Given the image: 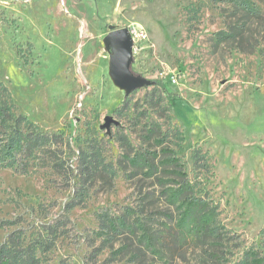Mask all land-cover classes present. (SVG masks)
Here are the masks:
<instances>
[{"label": "rangeland", "instance_id": "rangeland-1", "mask_svg": "<svg viewBox=\"0 0 264 264\" xmlns=\"http://www.w3.org/2000/svg\"><path fill=\"white\" fill-rule=\"evenodd\" d=\"M244 1L0 0V83L16 113L44 132L98 138L114 169L112 186L107 176L99 178L84 205L69 212L68 233L43 264H235L245 251L264 258V22L254 20L258 47L246 46L251 52L218 40L236 23L235 7ZM119 29L146 35L133 41L131 71L162 82V90L152 85L125 97L114 85L103 40ZM107 116L117 125L101 131ZM156 125L162 133L172 126L182 132L177 155L188 172L193 147L211 157L213 175L204 183L221 223L238 237L230 250L211 247L209 239L180 249L170 244L164 255H154L141 242L136 223L146 221L145 194L157 199L162 183L175 177L161 168L146 179L129 163L152 152L159 164L166 147L177 149L170 136L156 144L162 138ZM72 195L50 170L20 175L0 169L1 219L29 222L42 210L52 221L64 214ZM151 209L144 210L148 217ZM101 214L126 215L128 228L95 259L90 245L103 239ZM11 231H0V243ZM216 249L217 257L211 256Z\"/></svg>", "mask_w": 264, "mask_h": 264}, {"label": "trees", "instance_id": "trees-1", "mask_svg": "<svg viewBox=\"0 0 264 264\" xmlns=\"http://www.w3.org/2000/svg\"><path fill=\"white\" fill-rule=\"evenodd\" d=\"M254 1L261 5L262 10L255 7ZM249 3L250 0H245L241 8L235 7L236 23L229 26L228 31L218 33L220 43H237L242 52H251L249 50L258 47V41H253L258 35L254 34L251 27L254 20L258 24L264 22V0H253L251 8ZM262 55L264 57V49ZM153 85L163 89L162 82L155 81ZM164 109L171 111L170 105ZM156 130L158 136H162L156 144L163 145L170 136L178 142L175 144L177 149L166 147L159 164L155 163L158 154L152 152L136 155L129 163L143 171L146 179L160 174L161 168H170L175 177L162 183V191L157 199L150 198V193L145 194L144 198L149 201L142 204L141 213L146 221L138 219L136 223V227L141 230V242L154 255H164L170 244L180 249L190 243L209 239L213 240L211 247L230 250L238 237L229 235L221 223L219 206L210 197L204 183L206 177L211 178L213 175L211 157L198 146L193 147L190 153L191 170L188 172L186 163L177 155V150H182L181 145L185 141L182 132L175 126L162 133L156 125ZM149 133L151 137L155 131L150 130ZM0 169H11L20 175L39 169L50 170L73 189L64 214L52 221L42 210H35L38 218L29 222L20 217L0 218V231L12 230L0 243V264H43V257L68 233L69 212L84 205L99 178L104 180L103 177L107 176L106 183L110 186L114 178L113 164L106 161L101 140L94 138L89 141L84 136L73 139L61 131H42L25 116L16 113L9 91L1 83ZM150 206L153 209L147 211L148 217L144 210ZM173 207L176 215L170 210ZM97 220L103 239L97 247L94 241L90 245L95 259L128 228L126 215L109 217L108 214H101ZM210 255L217 257V249ZM235 264H264V258L245 251Z\"/></svg>", "mask_w": 264, "mask_h": 264}, {"label": "water", "instance_id": "water-1", "mask_svg": "<svg viewBox=\"0 0 264 264\" xmlns=\"http://www.w3.org/2000/svg\"><path fill=\"white\" fill-rule=\"evenodd\" d=\"M103 43L109 54L110 77L114 85L124 92L125 97L140 88L153 85V81L136 76L131 71L133 41L129 29L109 32L104 37ZM112 125H117V122L111 116H107L99 129L109 132Z\"/></svg>", "mask_w": 264, "mask_h": 264}, {"label": "built area", "instance_id": "built-area-1", "mask_svg": "<svg viewBox=\"0 0 264 264\" xmlns=\"http://www.w3.org/2000/svg\"><path fill=\"white\" fill-rule=\"evenodd\" d=\"M129 33L131 35L132 41H135V39H146V35L142 31H137L134 29L129 30Z\"/></svg>", "mask_w": 264, "mask_h": 264}]
</instances>
